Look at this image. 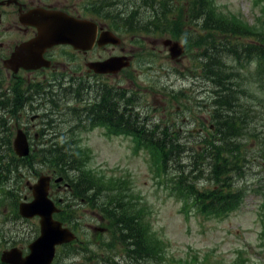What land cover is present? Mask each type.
Instances as JSON below:
<instances>
[{"label":"rangeland","instance_id":"374dc122","mask_svg":"<svg viewBox=\"0 0 264 264\" xmlns=\"http://www.w3.org/2000/svg\"><path fill=\"white\" fill-rule=\"evenodd\" d=\"M74 1L78 0H66V6ZM209 2L211 5L215 4L218 11L227 15L233 13L239 21L245 22L249 27L254 28V36L243 35V37L251 39L260 34V37L264 39V22H260L264 20L262 3H256L255 0H209ZM177 6L178 16L181 13L184 16L189 15L190 5L188 1L179 0ZM148 13L150 14L152 11L149 10ZM10 15V22L18 21L15 10H12ZM168 18L169 20H166V17L162 15L158 18V20H161L160 25L154 27V31L149 28L151 32L143 34L145 38L149 39L148 43L152 47L153 44H157L154 48L156 50L155 59L149 64L151 70L149 75L145 73L138 74L135 68L130 66L124 72H119L113 76H103L102 79L110 85L121 84L132 89L134 93L138 92L141 99L135 100V102L141 104L139 110L142 111V108L145 110L148 103L152 110V118L155 115V121H158L161 125L172 123L175 120L180 121L179 116H182L181 120L185 121L188 114L190 115L188 121L195 119L194 128L206 125L205 132L184 135L186 138L181 141L182 145L177 142L184 149L182 155L173 151L175 157L182 158L181 162L183 164L190 165L193 162L191 153L195 152L191 149L197 148L195 138L203 134L209 135L207 134L209 111L205 104L212 98L208 103L209 110H211L218 89L216 86H211V82L204 74L201 76V71L205 64H210V67L214 69V63L211 64L207 54L214 50L213 46L218 45L220 37L224 34L221 28L226 30H229V28L222 23L216 24L215 20H211V25H216L215 29L207 30L203 29V20H188L189 24L186 26L185 23L188 22L186 20H171V13H169ZM224 18L225 20L234 19L231 16H224ZM179 21L184 22L183 29L188 30L192 36H203V40L208 42L207 47L209 50L206 46H197L193 40L192 44L191 41H187L185 38L173 37V33L178 32ZM126 22L128 23V21L123 20L121 24L124 29L129 30V27L125 25ZM121 35V44L113 46L117 50L109 47L110 53L117 51L112 55L108 54L110 57L124 54L131 47L130 41L134 35L132 33L128 35L122 33ZM169 39L172 41L177 40L179 44L181 42L185 46L190 45L191 48H188L180 57L172 59L170 52L164 50L162 44V40L165 42ZM232 42L235 43V41ZM68 50L69 48L66 47V51ZM174 51L177 52V46L174 47ZM218 57V63L220 64L231 61L230 57L225 55V52H220ZM68 61L72 64L74 58L71 57L69 60L66 54V63ZM160 63L163 64V67ZM177 71H181L183 75H178ZM76 74H73V80L81 81V78L75 77ZM137 86H142L143 89ZM186 103L193 105L189 113H186ZM160 118L164 119L159 120ZM149 126L151 127L150 124ZM259 131L256 130L257 133ZM101 132V129L97 128L82 132L80 136L77 132L68 133L66 140H77L75 145L80 148V157L84 158V167L89 174H93L98 179V183L104 181L105 186L110 190L113 184H117L122 190L138 197V204H147L150 207V210H147L146 222L148 227L150 225L154 237L150 238L149 235L148 242L152 245L161 244L162 258L158 261H151L149 258L136 260L134 252L128 249L133 245L130 244L129 246L128 243H121L120 237L122 235H120V232L114 239H110L111 233H109V238L105 239V233L93 229L94 227H107L110 225L108 220L103 216L100 217L96 211L92 210L98 208L88 207L85 202L77 200L74 208L76 211L81 210V212L80 214L76 213L78 217L72 223L73 229L78 230L76 234L79 236V241L75 243L77 251L66 253V261L63 264H114L108 261V257L115 255L117 256L113 257L114 261H119L120 264H185L187 262L190 264L196 262L202 264H264V237L262 236L260 213L263 198L260 192L249 193L243 205L224 218H206L207 216L201 215L192 206H185L184 198L176 190L175 183H173L172 175L178 172L176 168L187 169L190 168L188 165L180 167L179 163L172 162L168 168H173L171 169L173 174L171 171L170 173L163 172L158 169L154 157L147 149H135V139L133 137L122 134H102ZM185 145L188 147H185ZM252 148L253 146L249 145V149ZM254 148L256 150V146ZM73 149L74 145L71 147L66 146V151L54 152L52 160H64L66 154L77 156L74 155L75 151ZM199 150H201L200 144ZM203 161L204 159H201L197 165V167L203 169V172L200 171L202 174L199 183L205 182L203 176H207L208 164L203 163ZM262 163H264V160L260 158V163L255 168L256 171H259V175L264 174ZM84 167L82 166L83 171H85ZM40 169L43 171V167L40 166ZM194 173L198 174V171ZM70 174L72 173L70 172ZM77 174L78 172L75 173L74 177ZM25 181L33 183L36 179L30 177L21 179L24 190L18 191L19 194L30 196ZM248 184L253 185L252 187H258L259 182L250 179ZM111 193L113 194H111V201L114 204L116 197L114 191H111ZM105 194L98 193L95 198L107 202L108 197ZM125 199L128 198L125 197ZM142 201L144 203H141ZM3 206L5 208V205ZM3 206L0 212L2 214L7 212L9 217L11 215L10 209L3 211ZM7 219V217L4 218L3 215H0V235L1 231L6 229L7 239L12 240L15 239L14 232L19 229L16 227L18 219L13 222L8 220L2 226L1 223ZM78 220H80L79 229L77 225H74L78 223ZM23 227L24 229H21L22 237L27 238L28 241H34L38 234H34L32 228L24 225ZM1 239L0 256L5 250H9L13 246V241L8 245L9 241L5 239V235ZM21 240L18 239V242ZM105 242L108 243V250L111 252L102 249ZM83 255L93 259H81ZM64 256L65 254H62L60 258Z\"/></svg>","mask_w":264,"mask_h":264},{"label":"trees","instance_id":"16d2710c","mask_svg":"<svg viewBox=\"0 0 264 264\" xmlns=\"http://www.w3.org/2000/svg\"><path fill=\"white\" fill-rule=\"evenodd\" d=\"M177 1L179 0H100L99 6L109 18L130 20L135 29L144 25L154 31L153 28L161 23L158 18L163 15L166 20H169V13L172 14L171 20L173 21L217 20L210 8L209 0H186L190 5V13L187 16L183 13L177 15ZM149 10L152 13L149 14ZM207 15L213 18L208 19ZM178 25V36L187 37L192 44L194 41L197 46L207 47L208 42L203 40V36L198 35L191 38L189 31L183 29L184 22L179 21ZM241 26L245 28L243 23ZM203 29H207V24L203 23ZM262 47L261 52L257 54L260 64L257 70L261 69L262 74L257 77H255V72L246 76L248 71L242 72L239 67H233L230 70L227 65L224 71L223 65L218 63V56L223 48H216L215 57H212V60L214 61L213 79L218 83L216 85L218 89L210 110L214 128L210 131V137L205 138L202 143L199 142L202 144L201 150L191 149L196 152L191 153L192 164H183L181 157L174 156L173 151L180 155L184 151L177 143L179 137L174 134L177 130L176 122L168 124L165 129L156 131L146 124H138L140 120L137 117L134 119L133 130H135L137 142L135 148L147 149L154 157L159 170L170 173L173 168H168V166L172 162L179 163L180 167L186 165L190 167L182 170L176 168L178 172L172 175V180L176 190L184 198L185 206H192L203 216L224 218L238 210L249 193L258 190L264 195V176H258L259 172L255 170L260 158H264V143L262 142L264 137L255 136L256 130H262L264 126V43ZM253 48L255 47L251 46L248 49ZM256 48L260 47L257 45ZM250 54L255 56L256 52H250ZM243 60L241 65L245 67L248 60L245 56ZM205 69L207 72L208 64H205ZM252 84L254 89H252ZM260 88L263 93L257 94ZM251 141H254L257 146L255 152L257 156L253 159H251L253 153L249 149ZM53 154L42 158L51 161ZM74 155H80V153ZM16 159L15 153L0 151V207L8 203L15 209L18 206L19 193L12 181H5L15 172L20 178V171L12 167ZM201 159H204L203 163L208 164L207 176H203L205 178L203 183H199L203 169L197 167ZM55 164L68 175H70V170L78 171L77 176L73 178L75 192L79 195H87V202L92 208L106 212V217L111 220L112 227L115 228L114 234L117 235L120 232L122 235L121 243L133 245L128 249L134 252L136 260L149 258L151 261H158L162 258L161 244L152 245L148 242V236L150 235L151 238L154 235L150 225L148 227L146 222L147 210H150L147 204H138V197L122 190L117 184H113L110 190L105 186L104 181L97 183L94 177L82 170L83 163L80 156L66 154L64 160H56ZM195 171H198V174L194 173ZM171 173L173 174V171ZM250 179L259 182L258 187L249 185L248 180ZM111 191H114L116 197L114 204L111 201ZM98 193L102 195L106 193L108 201L104 202V200L100 201L95 198ZM261 222L264 227V212H262ZM71 249L75 248L71 247ZM195 264L202 263L196 262Z\"/></svg>","mask_w":264,"mask_h":264},{"label":"flooded vegetation","instance_id":"af4514ba","mask_svg":"<svg viewBox=\"0 0 264 264\" xmlns=\"http://www.w3.org/2000/svg\"><path fill=\"white\" fill-rule=\"evenodd\" d=\"M12 10L17 12V22H10ZM51 11L65 15L66 12L71 13L67 11L66 0H0V123L8 135L4 137L7 142L5 149L14 150L13 139L18 130H22L30 145L29 155L15 162L18 166L28 159L30 163H26V167H31V160H39L42 153L66 151V142L68 147L74 145L75 150L77 140H66L68 133L77 132L80 136L82 132L100 128L102 134H119L122 128L118 114L125 113L129 117L136 111L138 92L134 93L121 84L110 85L102 79L119 72L96 73L89 69L91 63L110 58V50L105 46L95 45L91 50H81L66 43L56 44L43 50L36 49L43 57L38 68L27 69L19 65L15 71L5 66V61L21 44L38 37V28L23 20H66V16L52 19L48 16ZM30 12L32 16L29 18ZM66 54L69 60L74 58L72 64L70 61L66 63ZM74 73L83 82L73 80ZM213 78V70H210L208 80L212 87ZM55 163H40L39 166L46 170H34L31 178L37 179L35 177L40 174L50 177L49 196L60 208L55 219L60 220L63 226H71L67 216L80 214L81 210L74 209L78 199L73 197V186L65 176L60 177L61 182L56 181L60 171ZM81 202L85 200L81 199ZM61 211L62 219H59ZM39 220V217L31 220L34 222V234ZM21 229L24 227L14 233L16 245L23 249V242L28 239L22 237ZM94 230L108 233L110 227H94ZM18 239L22 240L18 242ZM11 243L9 241L8 245ZM62 254L65 256L58 258L57 264L66 261V248Z\"/></svg>","mask_w":264,"mask_h":264},{"label":"water","instance_id":"95a60500","mask_svg":"<svg viewBox=\"0 0 264 264\" xmlns=\"http://www.w3.org/2000/svg\"><path fill=\"white\" fill-rule=\"evenodd\" d=\"M29 23H32V20L28 21ZM37 26H40L41 24L36 23ZM78 25L74 20H66V29H72L74 26ZM69 35L68 30L66 32V36L73 37L72 32ZM45 34H41L36 40L32 41L30 43L31 47L35 46L36 41L41 39ZM73 41V40H71ZM173 43L171 40L165 41V44ZM178 43H173V46H177ZM79 47H82L80 43H78ZM87 47V46H83ZM28 48L30 49V46L28 45ZM173 52V56L178 55L177 53H174L172 50L173 47L170 48ZM24 53L18 49L17 53L12 57L11 60L8 61V66L13 67V65L17 62L19 58ZM23 57V56H22ZM19 65V64H18ZM25 65V64H24ZM24 141V144L20 143ZM19 141V142H18ZM18 142V143H17ZM16 144L19 146V149L17 150V154L20 156L28 155V145L27 141L24 138V136L19 135L16 139ZM42 184V185H41ZM33 189L34 199L31 202H23L20 204V213L22 216L31 218L35 215H39L41 217V234L32 243L29 244L28 248L30 252L26 256H22V251L18 248H12L8 251H5L2 256L1 260L4 263L7 264H51L54 255H55V249L56 245L62 244V243H68L73 241L76 238V235L70 231L68 228L64 229L62 228V224L59 221H56L52 218V215L55 211H57V208L54 206V203L50 200L48 196V188H49V177L42 176L38 183L31 186ZM39 197L44 201L42 205H37L33 210H28V207L38 201ZM50 232V230L56 231V235L54 236L53 240L49 244V249H45L46 247L41 243L44 240H41L44 236L45 231ZM40 242V243H39ZM45 253V254H43ZM42 254V255H41ZM40 255V256H39Z\"/></svg>","mask_w":264,"mask_h":264},{"label":"bare ground","instance_id":"6f19581e","mask_svg":"<svg viewBox=\"0 0 264 264\" xmlns=\"http://www.w3.org/2000/svg\"><path fill=\"white\" fill-rule=\"evenodd\" d=\"M7 107V106H6ZM43 200L41 199V197H39V199H38V201H36L35 203H33L32 205H30L29 207H28V210H33L37 205H42L43 204ZM37 208H38V206H37ZM56 231H54V230H50V232L48 233V231L46 230L45 231V233H44V236H43V238L41 239V240H44L42 243H41V245L43 244L46 248L45 249H49L48 247H49V244H50V242L53 240V238H54V236L56 235ZM40 243V242H39ZM43 254H45V253H43ZM42 255V254H41ZM40 256V255H39Z\"/></svg>","mask_w":264,"mask_h":264}]
</instances>
